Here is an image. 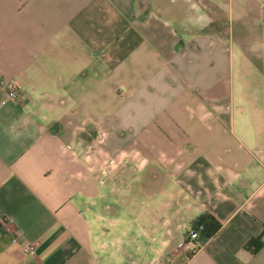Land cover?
<instances>
[{
  "label": "crops",
  "instance_id": "crops-1",
  "mask_svg": "<svg viewBox=\"0 0 264 264\" xmlns=\"http://www.w3.org/2000/svg\"><path fill=\"white\" fill-rule=\"evenodd\" d=\"M0 264H264V0H0Z\"/></svg>",
  "mask_w": 264,
  "mask_h": 264
},
{
  "label": "trees",
  "instance_id": "trees-1",
  "mask_svg": "<svg viewBox=\"0 0 264 264\" xmlns=\"http://www.w3.org/2000/svg\"><path fill=\"white\" fill-rule=\"evenodd\" d=\"M221 228V223L213 215H204L197 219L191 227V232H196L198 238L196 243L201 246L209 239H211ZM189 233V235H190ZM262 238L258 237L252 239L246 248L251 249L252 253L255 254L261 248Z\"/></svg>",
  "mask_w": 264,
  "mask_h": 264
},
{
  "label": "built area",
  "instance_id": "built-area-1",
  "mask_svg": "<svg viewBox=\"0 0 264 264\" xmlns=\"http://www.w3.org/2000/svg\"><path fill=\"white\" fill-rule=\"evenodd\" d=\"M8 95L11 99L18 98L17 88L14 84H10L8 87ZM198 235L196 232H191L185 246L190 253H195L199 249V245L196 243ZM22 251L25 255H33L35 253V246L26 244L22 247Z\"/></svg>",
  "mask_w": 264,
  "mask_h": 264
}]
</instances>
